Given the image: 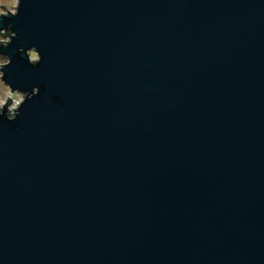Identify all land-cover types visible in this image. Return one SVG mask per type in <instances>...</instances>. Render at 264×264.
I'll return each instance as SVG.
<instances>
[{
  "label": "water",
  "instance_id": "95a60500",
  "mask_svg": "<svg viewBox=\"0 0 264 264\" xmlns=\"http://www.w3.org/2000/svg\"><path fill=\"white\" fill-rule=\"evenodd\" d=\"M6 13L0 264H264V0Z\"/></svg>",
  "mask_w": 264,
  "mask_h": 264
},
{
  "label": "rangeland",
  "instance_id": "374dc122",
  "mask_svg": "<svg viewBox=\"0 0 264 264\" xmlns=\"http://www.w3.org/2000/svg\"><path fill=\"white\" fill-rule=\"evenodd\" d=\"M16 5H17V0H0V6H3V8L10 14L14 13ZM5 10H3L0 7V14L2 15L7 14ZM2 33L4 32H0V34ZM7 40H8V36L0 35V41L7 42ZM34 57L35 56L33 54H30L31 59H34ZM0 60H6V58L0 55ZM6 63H3V64H6ZM6 97L11 98V102L6 106V111L8 113H12L13 112L12 109H15L18 104L17 98L21 100L22 95L17 92H12V91L10 92L8 88L5 85H3L2 82L0 81V109L2 108V105L5 103Z\"/></svg>",
  "mask_w": 264,
  "mask_h": 264
},
{
  "label": "clouds",
  "instance_id": "9594fccd",
  "mask_svg": "<svg viewBox=\"0 0 264 264\" xmlns=\"http://www.w3.org/2000/svg\"><path fill=\"white\" fill-rule=\"evenodd\" d=\"M6 62H7L6 60H0V65H2L3 63H6ZM19 102H20V99L17 98V103L19 104ZM13 118H14L13 115H8L9 120H12Z\"/></svg>",
  "mask_w": 264,
  "mask_h": 264
}]
</instances>
